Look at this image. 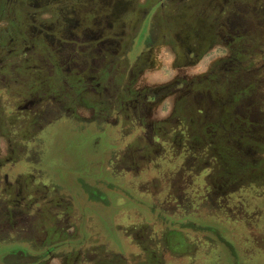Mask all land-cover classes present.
Returning <instances> with one entry per match:
<instances>
[{
	"label": "rangeland",
	"instance_id": "374dc122",
	"mask_svg": "<svg viewBox=\"0 0 264 264\" xmlns=\"http://www.w3.org/2000/svg\"><path fill=\"white\" fill-rule=\"evenodd\" d=\"M157 2L0 0V264H264V0L190 65Z\"/></svg>",
	"mask_w": 264,
	"mask_h": 264
},
{
	"label": "flooded vegetation",
	"instance_id": "af4514ba",
	"mask_svg": "<svg viewBox=\"0 0 264 264\" xmlns=\"http://www.w3.org/2000/svg\"><path fill=\"white\" fill-rule=\"evenodd\" d=\"M245 0H158V4L157 7L159 8V13H160V18L161 20H165V22H167V24L170 27V24L179 21V23H185L187 27H185V33L189 35V41H187L184 44V48H182L183 51H185L183 54L180 53V51L178 52V58L183 59L185 62H187V65H190L191 63H195L200 56L202 55V52L205 51L206 49H208L210 46L213 45L214 40H215V36L216 34H218L217 32V27H218V22L217 20H222L223 17L226 18L228 13H232L231 8L232 6L237 8L238 5H241V8L243 7V5L246 6ZM239 8V7H238ZM241 8L240 11H241ZM238 13V10H237ZM171 20V23L168 21ZM150 21V17L148 16L145 20V25L142 28V31L138 37V44H143L144 41L147 40V38L149 39L150 33H151V28L148 27ZM177 25V23H176ZM175 25V26H176ZM189 25V27H188ZM173 27V24L172 26ZM170 27V28H171ZM172 29V28H171ZM175 29V28H174ZM160 35L157 38V36L155 37V39L160 40V44L162 45H166L164 43H166V40H163V29L161 28L160 30ZM175 33H177L175 31ZM181 45L178 44V47H180ZM137 50V49H135ZM146 57H144V59L136 61L135 64V68L133 69V71L138 70L139 66L141 67L140 69H142L144 67V62L146 63ZM109 63V62H108ZM109 66H106L101 73L103 74L107 68L112 67L113 68V72H117L116 76H118L115 80L116 84L120 83L122 85V87L124 86V82L125 80H122V76L119 73L118 70H116L117 65L119 64H113L112 66H110V64H108ZM132 71V72H133ZM102 77V75H101ZM100 77V80L102 79ZM99 79V78H98ZM5 81V79H3V82ZM124 89H126L125 87H123ZM114 89L117 91L118 88L116 85H114ZM87 91V89H85ZM171 89L168 88H161V96H168L169 92ZM180 90V89H179ZM121 94V89L118 90V94ZM152 91L148 90V95L145 96V98H147V96L152 95ZM194 93H198L196 91H194ZM124 95L121 96V98H127V92H123ZM192 92H185L183 94H181V96H179V99L177 100V107L178 110H176L177 112V119L181 118L184 115V112L187 110L188 108V101L192 98L195 102L194 104H200V103H205V96L200 95V93H198L199 96H194V94H192ZM91 95H93V98H97L96 102H99L100 100L102 101V103H105V100L107 101L109 98L111 99V95H108L105 90L102 88H98L95 89V92H91ZM86 97V95H84V98ZM114 100L113 102H118V103H124L120 98L116 99V97H112ZM86 102V101H85ZM95 102V103H96ZM87 103V104H86ZM86 106H91L93 107L92 103L86 102ZM148 102H146V100L143 99V101L141 102V105H144ZM210 106L213 105L211 104ZM68 112V111H67ZM5 113H7L5 111ZM179 115V116H178ZM5 117L8 119L9 115L5 114ZM5 124V123H4ZM151 130H154V126L153 124H149L148 125ZM161 129V128H160ZM12 144V141H11ZM3 164H1L2 166ZM3 172V171H2ZM4 174L0 173V185L3 179L6 180V184L9 186L10 183H8V177L3 176ZM6 186V187H8ZM58 201V207L60 208L61 206L67 207V204L65 205L64 203H61L60 200ZM69 206L71 205V202L69 200ZM68 206V209H70V207ZM57 207V208H58ZM68 212V211H67ZM57 232V231H56ZM54 232V233H56ZM47 233H50V231H47ZM53 233V232H52ZM52 235V234H51ZM50 235V236H51ZM25 236V235H24ZM23 236V237H24ZM27 238H36L37 235L35 234H31L28 233L26 234ZM147 245H149L147 243ZM147 248H145V250H151V252H155V256L154 258H157V251H155L154 249L152 250V246H146ZM144 250V251H145ZM145 253V252H144ZM45 255L48 254V251L44 253ZM140 255V253L138 254ZM153 255V254H151ZM142 255L138 258V263L140 264H146L147 261V257L145 258L144 261H142L141 258ZM152 258V259H154ZM151 259V260H152ZM103 261L106 262V264H124V262H118L115 261V259L113 258H103ZM137 263V264H138ZM73 264V263H71ZM149 264V263H147Z\"/></svg>",
	"mask_w": 264,
	"mask_h": 264
}]
</instances>
